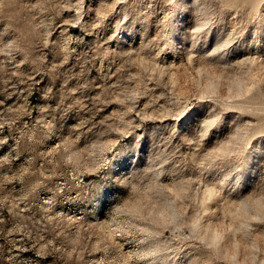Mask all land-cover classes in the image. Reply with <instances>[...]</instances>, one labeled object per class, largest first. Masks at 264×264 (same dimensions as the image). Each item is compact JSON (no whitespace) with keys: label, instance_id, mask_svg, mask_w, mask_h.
<instances>
[{"label":"rangeland","instance_id":"1","mask_svg":"<svg viewBox=\"0 0 264 264\" xmlns=\"http://www.w3.org/2000/svg\"><path fill=\"white\" fill-rule=\"evenodd\" d=\"M0 264H264V0H0Z\"/></svg>","mask_w":264,"mask_h":264},{"label":"snow or ice","instance_id":"2","mask_svg":"<svg viewBox=\"0 0 264 264\" xmlns=\"http://www.w3.org/2000/svg\"><path fill=\"white\" fill-rule=\"evenodd\" d=\"M196 115H199V113H197L195 110H193L192 112L188 113L184 119H189L191 117L194 120Z\"/></svg>","mask_w":264,"mask_h":264}]
</instances>
